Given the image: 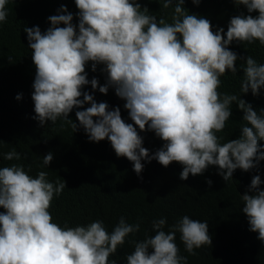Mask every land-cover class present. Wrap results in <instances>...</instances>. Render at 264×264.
I'll return each instance as SVG.
<instances>
[{
    "label": "clouds",
    "instance_id": "obj_1",
    "mask_svg": "<svg viewBox=\"0 0 264 264\" xmlns=\"http://www.w3.org/2000/svg\"><path fill=\"white\" fill-rule=\"evenodd\" d=\"M10 2L15 0H0V25L6 22ZM191 2L198 6L201 0ZM232 2L243 5L249 15L233 16L226 33L223 28L213 31L208 19L189 14L185 0H163L164 9L173 8L171 23L149 15L138 0H75L78 26L62 7L61 14L48 18L51 27L45 32L38 26L24 27L36 69L33 119L41 127L59 119L75 132L78 126L69 114L84 109L75 115L89 141L107 139L116 156L130 161L138 176L145 160H156L165 168L173 162L180 164L181 180L190 174L202 175L209 166H216L225 182L232 180L237 169L257 168L264 160L259 145L264 140V112L258 114L240 96L221 94L219 89L221 77L229 72L236 75L238 59L244 61L241 92L257 96L264 87V64L252 56L238 57L229 47L234 41H258L264 46V0ZM8 60L14 62L11 56ZM89 62L93 72L97 65L104 66L103 86L96 78L89 81ZM89 84L104 95L114 89L125 101L133 123L122 119L119 107L109 111L106 102L97 103L91 93L83 92ZM233 102L246 123L240 138L222 143L217 134L232 116ZM85 104L90 106L85 109ZM137 128L154 132L163 146L150 155ZM4 159L18 161L21 156L13 149ZM52 160L49 152L43 166ZM47 177V171H39L34 178L22 165L0 167V208L4 210L0 212V264H116L109 257L140 230L139 223L129 224L121 217L111 232L99 219L86 226L61 227L53 222L50 208L66 182H49ZM207 184L211 187L212 181ZM260 185V176H254L241 199L250 231L264 242V190ZM166 225V218L154 220V235L135 243L127 264H187L176 244L177 232L191 255L212 244L206 221L185 215L167 232Z\"/></svg>",
    "mask_w": 264,
    "mask_h": 264
},
{
    "label": "trees",
    "instance_id": "obj_2",
    "mask_svg": "<svg viewBox=\"0 0 264 264\" xmlns=\"http://www.w3.org/2000/svg\"><path fill=\"white\" fill-rule=\"evenodd\" d=\"M138 2L142 9L148 8L149 15L172 22L173 8L164 9L163 0ZM62 7L73 15L72 23L78 26L75 0H15L6 6L8 16L0 25V141H3L0 143V167L17 164L34 178L39 171H47L49 182L63 179L66 187L59 197L54 198L50 208L53 222L61 227L86 226L99 219L111 232L121 217L129 224L139 223L140 230L130 234L125 244L109 257L116 264H127L126 257L134 251L135 243L154 235V220L166 218L164 230L167 232L185 215L206 221L212 237L211 246L196 249V254L191 255L185 250L180 233H176V244L180 254L187 258V264H264V242L258 239V233L250 231L241 199L256 175L261 179L260 189L264 190V160L248 172L237 169L228 182L218 175L216 166H209L202 175L190 174L187 180H181L183 169L180 164L173 162L165 168L156 160L142 161L144 168L138 176L130 161L116 156L107 139L99 143L89 141L75 115L76 111L84 109H73L69 114L68 118L78 126L75 132L59 119L55 124L47 121L43 127L33 119L35 112L31 97L36 69L24 27L38 26L42 33L45 32L51 27L48 18L61 14L58 10ZM184 8L189 14L208 19L213 31L223 28L225 33L233 16L249 15L243 5L237 7L232 0H201L198 6L185 0ZM251 15L257 16L258 13ZM229 47L238 57L252 56L264 64V46L258 41L252 44L234 41ZM8 56L13 58V63L9 62ZM243 63L240 59L236 61V75L229 72L221 77L219 91L240 96L258 114L262 113L264 87L257 96L251 91L247 94L241 92L244 73L240 66ZM103 67L97 65L93 72L89 62L86 66L89 81L96 78L103 86L107 78ZM82 91L91 93L97 103L106 102L109 111L119 107L122 119L133 123L124 108L125 101L115 95L114 89L110 88L104 95L98 89L93 91L89 84ZM18 95L21 96L19 100L16 99ZM89 106L85 104L84 108ZM231 111L225 129L217 134L223 138L222 143L240 138L241 127L246 123L235 102ZM137 131L150 155L163 146V141L154 132H140L138 128ZM259 145L264 149V140L259 141ZM13 149L21 159L5 160L4 155ZM49 152L53 154V160L44 167L43 157ZM208 180L212 181L211 187ZM3 211L0 208V212Z\"/></svg>",
    "mask_w": 264,
    "mask_h": 264
}]
</instances>
